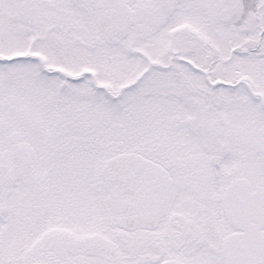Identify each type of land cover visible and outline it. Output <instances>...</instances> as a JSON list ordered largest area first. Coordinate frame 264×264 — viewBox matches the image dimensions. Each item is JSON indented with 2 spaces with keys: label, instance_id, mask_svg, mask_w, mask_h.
<instances>
[{
  "label": "snow or ice",
  "instance_id": "6c2138e0",
  "mask_svg": "<svg viewBox=\"0 0 264 264\" xmlns=\"http://www.w3.org/2000/svg\"><path fill=\"white\" fill-rule=\"evenodd\" d=\"M0 264H264V0H0Z\"/></svg>",
  "mask_w": 264,
  "mask_h": 264
}]
</instances>
